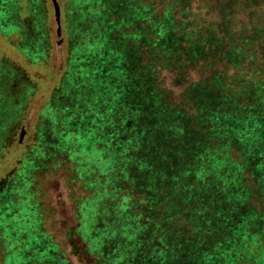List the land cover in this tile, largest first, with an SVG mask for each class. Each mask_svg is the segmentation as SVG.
Returning <instances> with one entry per match:
<instances>
[{"label":"trees","instance_id":"trees-1","mask_svg":"<svg viewBox=\"0 0 264 264\" xmlns=\"http://www.w3.org/2000/svg\"><path fill=\"white\" fill-rule=\"evenodd\" d=\"M193 1L58 0L67 65L52 90L65 88L69 99L59 104L53 96L46 103L54 123L49 134L57 144L72 136L75 155L60 165L69 172L67 185L77 188L70 193L75 216L82 208L94 217L95 238L111 231L106 248L96 241L91 252L97 259L107 249V264L264 263V22L236 29L231 2L220 7L224 17L217 21ZM15 6H24L26 15L41 11L45 21L42 0H17ZM8 70L0 108L11 119L3 120L8 126L1 140L28 101L24 88H10L17 72ZM162 71L173 74L171 87L163 84ZM41 132L36 127L40 141L32 144L39 158L30 155L29 166L21 167L26 153H16L0 177V207L14 200L18 209L23 203L32 207L35 217L13 218H31L38 230L53 210L42 197L49 155L42 152ZM13 189L21 200L8 195ZM254 196L260 205L251 220L239 209H247ZM220 198L229 199L235 212L225 226L220 217L205 225L204 201L211 199L216 208Z\"/></svg>","mask_w":264,"mask_h":264},{"label":"rangeland","instance_id":"rangeland-1","mask_svg":"<svg viewBox=\"0 0 264 264\" xmlns=\"http://www.w3.org/2000/svg\"><path fill=\"white\" fill-rule=\"evenodd\" d=\"M42 1L44 3L45 21L41 11L36 12L33 16L26 15L24 6H15L17 0H0V32L3 35L1 36L0 34V50L1 54H4V56L1 55L0 59V96L4 95L3 92L6 91L7 84L10 82V78H8L10 75L8 69H10L17 72L10 88H13V92L24 88L25 96L28 98L20 113L19 120L14 122L15 126L10 129V136H8L7 140H1L4 137L0 138V177L12 167L14 158L11 159L10 157H15L16 153H26L24 158H22L21 167L29 166L28 159H34V156L30 155L36 153L39 158L32 145L36 140L39 139L40 141V138H36L35 134L36 127H38V130L42 131L40 135L46 141L41 145L42 152L49 155V161L46 163L48 168L46 171L47 178L42 197L45 202L51 205L53 210L43 224V230H38V223L36 224L31 218H13L16 215L18 217H35V213L31 212L32 207L23 203V205L19 206L22 209H18L16 200L13 201V205H6L3 202L0 207V215H5L7 219L4 216H0V221L4 218L3 222L0 223V231L2 230L0 234L3 238L2 240L0 237V246L4 242V246L0 248V264H107V249H100L103 251H99V258L97 259L95 254L91 252H93V247L96 248V241H100L101 247L106 248L104 237L108 238L111 231L108 234H103V237L95 238L96 236H93L91 231L94 217H88L89 215L82 208L77 210V215L75 216V203L72 201L70 193H76L77 188L71 184L67 185L69 172H67L66 165H60L64 159L72 160L75 155L73 148L75 144L71 143L72 136L67 133L66 139L62 137L59 144H57L51 141L54 138V134L52 136L49 134L54 123L50 119L53 115L52 111L46 112V103L53 96L59 104L69 99L65 88L52 90L54 84L61 78L62 71L65 72L66 70L65 44L67 31L62 25V6L59 5L61 10L59 11V23L57 24L52 1ZM228 1L235 7L231 19L236 29L245 23L264 22V0H194L193 3L194 7L200 8L199 11L204 15L208 14L210 19L220 21L224 17L220 7L224 5V2ZM65 6L67 7V4ZM89 24L91 25L92 23ZM24 29L26 30L25 33L23 32ZM45 32L47 35V48L45 46ZM74 33L76 34L77 32ZM9 35L12 36L7 37ZM16 40L17 44L14 45L13 42ZM102 43L103 39L101 45ZM89 49V51H92L93 48ZM36 56H46V58L37 62ZM31 57H33V62L29 60ZM73 63L81 65L82 60L74 59ZM10 64H13L14 68ZM246 66H250V63ZM81 67H83V64ZM243 68L246 69V67ZM81 73L87 74V71L82 68ZM191 75L197 77L194 72ZM161 76H163V84L168 88L171 85L173 74L168 73V71H162ZM172 89L175 92L179 91L177 87ZM7 106L10 108L11 104L7 103ZM4 119H11V114H9L8 110L5 111L0 108V135L5 133L8 126L7 122L3 121ZM58 129L63 130L65 126L58 127ZM64 131L69 132L66 129ZM93 140L92 138L90 142ZM7 142L8 145L6 144ZM228 164L229 168L233 167V163L229 162ZM217 167H214L212 172L216 175L219 172V169H216ZM70 168L68 166V171ZM262 170L259 172L264 174V169L262 168ZM228 172L231 177L236 176L238 173L235 169ZM19 173L20 171L17 176L20 175ZM253 174L254 171L252 172V177L256 178ZM250 177L251 173L247 175L248 179ZM233 192L236 197L241 196L239 186H236ZM8 195L12 198L19 197V200L22 199L14 189ZM210 200L204 201L206 207L202 211L204 215L201 220H204L206 225L211 221L213 222L214 217L216 219L220 217V223L223 226L227 225L228 220L226 217H232L231 212L236 209L235 206L229 202V199H226L224 203L220 198L219 201L215 200V202L220 203L221 201L226 206L222 207L218 203L216 208H214L212 207L213 201ZM259 205L260 198L258 196L251 197V202L247 204V209L240 208L239 212H244L245 215L243 217L248 219L251 217V220H253V212ZM112 218L118 219V217ZM231 224L234 225V223ZM170 228L173 229L175 227L172 224ZM105 229L106 231L109 230L107 226H105ZM239 229L240 227L237 225L234 231ZM43 236L45 237L43 238ZM250 242L255 246L260 245L255 243V238H251ZM28 250L32 254L27 252ZM3 258L8 261H3Z\"/></svg>","mask_w":264,"mask_h":264},{"label":"water","instance_id":"water-1","mask_svg":"<svg viewBox=\"0 0 264 264\" xmlns=\"http://www.w3.org/2000/svg\"><path fill=\"white\" fill-rule=\"evenodd\" d=\"M51 1L53 4L54 11H55V20H56V23L58 24L59 23V11H60L59 3L57 0H51Z\"/></svg>","mask_w":264,"mask_h":264}]
</instances>
